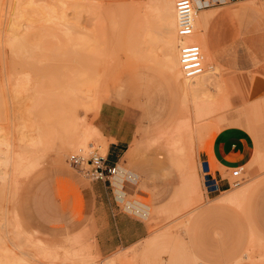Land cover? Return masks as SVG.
<instances>
[{
    "label": "rangeland",
    "instance_id": "obj_1",
    "mask_svg": "<svg viewBox=\"0 0 264 264\" xmlns=\"http://www.w3.org/2000/svg\"><path fill=\"white\" fill-rule=\"evenodd\" d=\"M64 1L68 3V28L74 32L68 38L62 35L57 25L39 20L30 4L54 3L60 12L59 0H0V140L3 146L9 143L14 160L8 182L9 193L7 185L0 182V222H5L6 215L3 214L9 208L10 220L6 229L11 233L8 236L19 244L27 243L28 239L24 240L25 230L22 236L13 232L15 222L12 218L18 212L27 226L48 235L47 239L42 237V254L34 248L38 249L40 245L33 243V247L29 243L31 241L24 244L25 248H29L27 253H32L29 255L36 258L31 257L33 264L34 261L40 264V260L42 264L54 262L51 261L53 255H59L66 261L62 263H67L68 258H78L77 254L69 252L73 250L71 238H58H64L86 227L89 222V190L92 183L97 181L86 177L73 166L70 156L83 153L89 157V150L99 149L92 147L82 152H67L63 151L66 150L64 145L68 137H74L72 133L82 124L97 126L102 131V106L113 102L125 106L131 113L136 122L134 138L137 139V143L134 141L132 144L142 150L131 166L140 175L139 182L134 195L128 197L148 203L153 211L162 208L161 212L150 218L152 235L134 245L131 255L127 253V248L116 250L126 254L125 264H144L146 260L149 264H187V255L184 257L186 251L188 256L196 254L199 257L189 264H234L246 246L251 248L248 242L253 237L251 249L255 251L254 254L264 255V146L262 156L258 158L255 153L250 165L242 169L239 177L233 176L231 186L220 194L210 196L204 189L200 174V162L204 160L201 155L209 151L205 147L207 137L217 125L221 124L224 128L233 124L230 121L219 122L221 113L230 118L232 112H237L235 119H241V125L251 133L246 126L247 119L264 118L257 111L249 114L246 106L250 101L246 90L248 88L253 87L251 99L264 100V91L257 80L264 73V64L259 65L260 68L257 65H234L237 59L248 57L245 51L247 45L254 44L256 48L264 41V0H226L224 4L218 3V0L207 2L206 9L209 11L239 9L240 14L226 20L219 17L212 19L210 34L218 55V80L215 77L213 82L217 84L209 83L210 86L207 85L205 90L212 93L215 98L213 101L216 102L229 99L232 102L234 96V107L243 103V95L245 101L241 108H233L232 103L227 102L229 106L224 111L208 118L198 116V103L192 101L191 97L186 100L177 87L167 80L165 69L160 63L165 51V41L177 35L176 27H170L162 15L147 14L143 9H139V14L134 13L136 10L131 12L135 8L129 6L131 0H77L86 4L78 10L71 5L73 0ZM246 6L252 7L254 11L244 13ZM12 28L17 34L15 39H23L26 33L36 31L42 41L33 42L28 52L18 51L9 43L14 38L10 32ZM50 29H53V34L48 31ZM168 84L178 90V98L184 100L180 115L171 126L174 129L173 138L180 135L181 139L177 138L180 141L178 144H184V149H179L183 152L176 148L174 154L179 152L176 156L182 153L185 155L175 159L176 165L180 163L178 167L181 166L184 173V195L175 197L174 200L173 188L178 182L175 177L173 180H151L143 171L146 157H160L171 162L170 154L173 152L162 146L157 149L150 143L151 140L155 142L153 139H141L148 134V126L155 119L167 115L170 94ZM91 97L94 100L98 97L97 100L100 99L99 104L95 101L96 105H100L97 110L91 111L95 104L91 103ZM184 112L188 114L192 128L182 131L176 127L184 117ZM259 124L263 126L264 139V120ZM195 134L201 150L198 157L200 179L193 163L197 152ZM106 137L109 142L112 141L110 137ZM97 140L92 139L95 146ZM193 141L195 145H192ZM56 149L62 150L58 152H62L61 155L65 158L57 156ZM100 151L99 154L106 156V152ZM45 156L48 157L47 160L44 159ZM34 161L35 166L28 169L29 163ZM174 161L171 163L174 164ZM25 169L30 175L19 181L18 176ZM227 186V183H222L223 189ZM243 187L249 188L241 199L244 203L240 207L224 200L226 194L230 193L228 190H240ZM0 230L6 234L5 228L0 227ZM14 235L21 236L22 243ZM153 237H158V240L151 245ZM90 240H96L93 233ZM256 240L262 246L261 252ZM34 253L37 254L34 256ZM109 255H102V261ZM102 261L98 260L97 264Z\"/></svg>",
    "mask_w": 264,
    "mask_h": 264
},
{
    "label": "crops",
    "instance_id": "obj_2",
    "mask_svg": "<svg viewBox=\"0 0 264 264\" xmlns=\"http://www.w3.org/2000/svg\"><path fill=\"white\" fill-rule=\"evenodd\" d=\"M246 7L244 13L254 11L252 7ZM237 14H240L239 9L236 11L225 9H216L213 12L209 11V20L208 23H206V27L209 29V39L212 43L213 40L210 34V26L213 23L212 19L219 17L220 19L226 20ZM245 51L248 57L243 60L237 59L234 65L239 66L245 64L247 65L245 67H249L250 65H257V67H259V65L261 66V64H264V41H261L256 48L254 44L253 46L247 45ZM216 56H218L217 52ZM257 80L264 91V73H262L260 77H257ZM169 87L170 94L167 102V115L163 118L155 119L153 123L148 126V134L141 139H153L154 136L161 134L171 127L178 119L184 100L178 98V90L170 85ZM252 89L253 87L246 89L248 98L250 99L246 105L248 113L251 114L257 111L259 114L264 115V100L258 98L254 101L251 99ZM242 99L243 103L238 107H234L235 97L233 96L230 104L232 103L233 108L244 107V95ZM105 101H107V99H105ZM190 102L191 101H189V107L191 104ZM196 103H198L199 106L196 112L198 116L203 115L208 118L220 112L214 109L217 107V104L220 105L221 102L212 100L208 103H206V101ZM236 117L237 112H232L230 118L227 114L221 113L219 122L230 121L233 124H229L224 128L221 124L217 125L214 131L207 137L205 147L209 151L201 155L204 159L211 162L212 167L215 168L217 177L221 179L227 177L230 181L233 177L231 174L232 169L236 167H242V169H244L250 165L255 153L256 157L260 158L264 146L263 126L259 124L264 118H262V120L258 118L247 119L246 126L252 131L254 137L246 127L241 125L243 121L241 119H235ZM182 120H190L186 112H184V117L180 119V121ZM100 124V128L104 134L113 140L109 142L106 155L110 163L118 164V173L111 177L110 181H97L92 183V188L89 190L88 196L89 208L87 211V218L89 217V222L85 225L86 227L64 238L58 239L66 240L71 238V248L73 250L69 252L73 255L77 254L78 257L93 254H99L101 256L110 254L109 256H119L118 264H125L127 263L125 259L126 254L119 253L116 250L122 247L127 248V250L133 249L134 245L148 239L152 235V223L150 222V218L161 212L162 208L153 211V207L148 203L140 199H129L128 197L134 195V189L139 182L140 175L137 171L132 170L131 166L136 155L142 151L141 149H137V147L135 148L134 144H132V141H136L137 139L134 138L136 122L131 113L121 104L113 102L105 103L101 109ZM197 129L198 126H196V130ZM195 139L197 140V152L194 155L193 163L196 168V175L200 179L198 157L200 156L201 150L198 146V136L196 134ZM131 147L136 151L133 150V153H136L134 154L135 156H132L133 153L130 152L132 151ZM129 153L132 154L131 157H134V159L130 157L132 161L127 160L129 159ZM143 168V171L147 174V178L151 180H173L176 178L178 182L173 188V200L175 197L184 195L182 193L184 173L178 165L165 161L160 157H152V159L146 157L143 162ZM222 183H227V181L224 180L221 184ZM224 189H228V186ZM140 193L143 194V192ZM148 220L149 222L147 223L146 221ZM78 225L81 226L83 224L78 223ZM92 233L96 240H90ZM49 237L56 239L53 236ZM155 239L158 240V237H153L152 242ZM154 243L155 241L153 244ZM198 258L196 254L189 256L190 261H195Z\"/></svg>",
    "mask_w": 264,
    "mask_h": 264
},
{
    "label": "bare ground",
    "instance_id": "obj_3",
    "mask_svg": "<svg viewBox=\"0 0 264 264\" xmlns=\"http://www.w3.org/2000/svg\"><path fill=\"white\" fill-rule=\"evenodd\" d=\"M208 1H211V0H191V2L193 4V7L195 9L194 31H193V34L190 35L189 37H187L186 40L189 41V42H195V43L200 45L201 50H202V54H203V65H204L203 73L198 75V76H196V77H194V78H186L184 76L183 72H182V69H181L180 54H179V43H180V40H179V37H178V34H177L178 17H177L175 0H131L130 5H129V6H134L135 7V8H133V10L131 9V12L136 10V12H134V13L139 14L138 13L139 9H143V10H145V12L147 14L162 15L164 20L166 21L167 24L170 25V27H176V35L177 36L176 37L173 36V37L169 38L167 41H165V43H166L165 44V51H164V54L162 56V60H161L160 64L165 69L164 72L166 73L167 80H168L169 84L175 85V87H177V89L182 93L181 95L183 97H185L186 100H188L187 97H189V98L191 97L193 99V100L192 99L191 100L194 101V102L206 101V103H208L209 101H212L214 97H212V93L211 92L209 94V91L205 90V89H207L205 87H207V85L209 83L217 84V82H213V81H214V78L216 77V75H218V60H217V56H216L215 46L209 39V29L206 27V23H208V20H209V16H208L209 10L206 9V5H207ZM59 2H60V6H61L60 12H58V9L56 8L57 6L54 3H46L44 5H40V4L31 2L30 4H31L32 9H34V12L39 17V20H42V21H44L46 23H51V24L57 25L59 27V30L61 31L62 35L65 36L66 38H68V37L73 36V33H74L72 29L68 28V21H69L68 18H67L68 17V14H67V9H68L67 5H68V3L66 1H64V0H59ZM219 2L224 4L226 2V0H218V3ZM71 5L76 10L86 6L85 3L81 4L77 0L76 1L73 0V3ZM129 8H132V7H129ZM135 16L137 17V15H135ZM141 22H142V20H141ZM52 30L53 29H50L48 31L51 34H53ZM6 31H8V30H6ZM10 32L12 33L14 38L9 43L11 44V46L14 49H16L18 51L28 52L29 48L32 46V44H34L33 42L36 41L37 43H40L42 41V39L40 38L38 32H36V31L35 32L26 33L23 39H15L17 34H16L15 30H13V28L10 29ZM50 33H48V34H50ZM215 79H216V81L218 80L217 77ZM94 81L96 82V79H94ZM94 81H93V83H94ZM98 82L99 81L97 79V83L96 84H98ZM19 84H21V83H19ZM208 86H210V85H208ZM210 91H212V89ZM205 92H206V94H204ZM207 92H208V94H207ZM200 95H203V96H200ZM95 96L96 95H94V97ZM94 97H91V99L93 98L92 99L93 101L91 100L92 101L91 103L94 104L95 101H96V103L99 104L100 103V99L97 100L99 97L96 100H94L95 99ZM229 100L225 101V102H221L220 105L217 104V107H215L214 110L215 111H224L227 108V105H228L227 102L230 103ZM96 103L92 106L93 108L91 107L92 108L91 111H93V109L97 110L96 108L100 106L98 104L96 105ZM94 112H97V111H94ZM89 126H91V125L82 124L81 127L76 128L75 132L72 133V136H74V137L73 138L68 137L69 139H67L66 144L65 145L63 144L65 146V149H66V150H63V151H67V152L68 151L69 152L70 151H72V152L81 151L82 152L85 149L92 148V147H97L99 149V151L102 150L103 152H107V149H108V146H109V140L107 139L106 135L100 129H98L97 126L93 127L94 125H92L91 126L92 128L89 127ZM191 126H192V124H191L190 120H184V121L182 120V121H180V123L178 124V126L176 128L178 130L184 131V130H189ZM74 133H76V135ZM173 133H174V129H172V127H169L168 129H166L161 134L154 136L153 140H155V142H157V144L160 143L159 146H157V144L154 141L153 142H151L152 140L150 141V143L152 145H154L155 147H158L157 149H161L159 147L162 146V148L164 147V148L168 149L169 152H171V153L173 152L172 154H170L171 155L170 156L171 162H173L175 159L178 160V157L180 159V158H182L181 156H185L184 153H182V154L180 153L181 155L178 154V156H176L177 153L182 151V150L181 151L179 150L180 148L184 149L183 148L184 144L183 145H179L178 143L180 141L178 139L181 136L177 134L179 137L176 135L177 137H175V139H174L173 138L174 136L172 135ZM171 135H172V137H171ZM93 138L98 139L96 141L97 142V146H95L94 143L92 142ZM171 138H173V139H171ZM174 142L176 144H174ZM132 143H134V140L132 141ZM194 143L195 142L193 141L192 145H195ZM172 145H174V146H172ZM133 148H134V146H133ZM193 148L196 151V148L195 147H193ZM134 149H132V147H131L132 151H130V150L129 151L133 153ZM137 149H138V146H137ZM137 149H135V150L137 151ZM157 149H155V150H157ZM174 149H176L177 151L179 150V152L174 154L176 152V150H174ZM58 150H60V149H58ZM58 150L56 149V152H58ZM171 150H173V151H171ZM60 151H62V150H60ZM61 153L62 152H58V153H56V155L57 156L60 155V157H62L63 154L61 155ZM87 153H88V151H87ZM89 153H90V150H89ZM134 154H136V153H133V155L130 154L129 157H128L129 159H127V160L128 161L129 160L132 161V159H134V157H131V155L135 156ZM63 157L65 158V156H63ZM44 159L47 160L48 157L45 156ZM176 160L174 161V164H177V163H175V162H177ZM179 162H181V161H179ZM179 164H178V166H179ZM210 164H211V162H210ZM13 165H14V160L12 158V155L10 154V145H9V143H6L5 146H3L2 142L0 140V182L2 181L5 185H7V188H8L9 179L11 177V167ZM32 166H35V161L29 163L28 169L31 168ZM212 168H213V170H215L214 167H212ZM26 170L27 169H25V171L22 172L18 176L19 181L25 180L30 175V172L29 171L27 172ZM200 174H201V178H202V182H203V177H202L201 170H200ZM16 184L18 185V182ZM203 186H204V182H203ZM2 188L3 187H1V189ZM248 188L249 187H247V188L243 187V189H240V190H238V188L237 189H233L232 191L228 190L230 193L226 194V198H224V200L226 202L232 204L233 206L236 205L237 207H240L241 203H244V200H241V199L246 194V191H247ZM204 189L206 190L205 186H204ZM7 192L9 193V188H8ZM7 196L9 197V195H7ZM5 212H6V210H5ZM2 213H4V212H2ZM3 215L4 216L6 215L5 218L3 217L5 222L3 224L0 222V224H1L0 227L5 228V233L6 234H4L2 232V230H0L1 231L0 232V264H33L32 263L33 261L30 260L31 257L33 258V256H30L32 253L30 254V252H29L30 255L27 253L26 250L29 249V248H25V245L29 244V243L33 247L35 245H37V244L40 245L38 247V249H37V247H34V248L36 250H38V252H41V254H42V251L40 249L42 248V242L44 241L43 239L44 238L45 239L48 238L47 235L42 234V232H40L39 230H36V229H34V228L30 227V226H27L23 222V220L20 217L19 213L17 212V213H15L13 215V218L11 217L13 219V222H15L13 224V226H14L13 232L15 231L14 234L15 233L16 234H21V236H22V234L24 233L23 230H25V236L26 237H24V240H27V239L28 240L26 241L27 242L26 244L25 243L19 244L16 241L14 242L13 239L10 236H8V234H10L11 232L9 233V230L6 229L8 223H9V220H10V218H9V216H10L9 208H7V213L6 214L4 213ZM0 218H1V216H0ZM148 222H149V220H148ZM13 232H12V234H13ZM14 236H15L14 238L18 237V241H20L21 236H19V235H14ZM42 237H44V238H42ZM250 237H251V235H250ZM250 237H249V241H250ZM25 238H27V239H25ZM24 240H23V242H24ZM156 240L157 239H155L154 241L156 242ZM8 241H10V243H12V244L8 243ZM29 241H31V242H29ZM20 242L22 243V241H20ZM153 242L150 241V244L152 245ZM253 242H254V237H253V239H251V242H248L249 246L251 245V248H252V243ZM257 242L258 241L256 240V242H255L256 245H257ZM33 243H35V245ZM150 244H148V245H150ZM64 245H65V243H64ZM182 246H184V245H182ZM258 246H259L258 249H260V247H262V246H260L259 242H258ZM185 248L186 247L184 246V249ZM251 248H249V247L247 248V246H246L245 247V251L242 253V255L239 258L237 257V260H235V263L237 262V264L238 263L239 264H260L259 262L263 261L262 259H264V255H262V254L260 255L259 253L258 254H254L255 251H253V249H251ZM131 250L132 249H128L127 250V253L130 254V255L132 254ZM260 252H261V249H260ZM186 253H187V251H186ZM186 253H185L184 257L187 255L186 258L188 260L185 259V260H187V262L185 261V263L189 264L190 263V259H189L188 253L187 254ZM36 254L34 253V256ZM28 256L30 258H28ZM38 256H39V254H38ZM101 257L102 256L99 255V254H93V255L82 256V257H78V258L74 257L73 259H69L68 258L67 259V263H62V262H66V261H64V259H62L59 255L55 256V257L53 255V260H51V261H54V262H49V264H68V262H70V261H72L73 264H97L98 260L102 261ZM33 259L36 260L35 257ZM40 259H41V257H40ZM117 260H119V256L118 257L109 256V257H106V259L103 260L100 264H117V262H118ZM58 261H60L61 263H59ZM146 261L144 262V264L148 263V261H147V263H146ZM153 261L155 262V260H153ZM35 262L36 261H34V264H36ZM182 262H184V260H182ZM39 263L42 264L41 260H40ZM261 264H262V262H261Z\"/></svg>",
    "mask_w": 264,
    "mask_h": 264
},
{
    "label": "built area",
    "instance_id": "obj_4",
    "mask_svg": "<svg viewBox=\"0 0 264 264\" xmlns=\"http://www.w3.org/2000/svg\"><path fill=\"white\" fill-rule=\"evenodd\" d=\"M238 1V0H229ZM176 11L178 17L177 34L180 40L179 54L181 69L186 78H194L203 73V54L199 44L187 41V37L193 34L195 9L191 0H177ZM71 163L78 168L86 177L95 181H110V178L118 173V164L110 163L107 155L103 156L96 150L91 151L89 157L83 153L72 154ZM201 173L206 191L211 195L225 190L221 182L226 180L228 187L231 186L229 178L217 177L210 161L204 159L201 162ZM242 167L232 169V176L239 177Z\"/></svg>",
    "mask_w": 264,
    "mask_h": 264
}]
</instances>
